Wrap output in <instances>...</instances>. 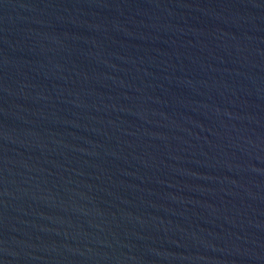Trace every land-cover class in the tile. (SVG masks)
<instances>
[{"label": "water", "instance_id": "water-1", "mask_svg": "<svg viewBox=\"0 0 264 264\" xmlns=\"http://www.w3.org/2000/svg\"><path fill=\"white\" fill-rule=\"evenodd\" d=\"M0 264H264V0H0Z\"/></svg>", "mask_w": 264, "mask_h": 264}]
</instances>
